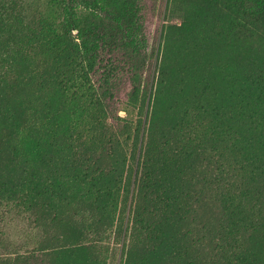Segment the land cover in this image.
I'll list each match as a JSON object with an SVG mask.
<instances>
[{
	"label": "rangeland",
	"instance_id": "obj_1",
	"mask_svg": "<svg viewBox=\"0 0 264 264\" xmlns=\"http://www.w3.org/2000/svg\"><path fill=\"white\" fill-rule=\"evenodd\" d=\"M22 3L60 16L57 0ZM119 4L141 38L81 7L87 60L34 41L0 81V264H264V0ZM250 13L253 32L233 28ZM161 25L176 28L159 42L168 82L152 74L142 99ZM184 123L202 129L183 136Z\"/></svg>",
	"mask_w": 264,
	"mask_h": 264
},
{
	"label": "trees",
	"instance_id": "obj_2",
	"mask_svg": "<svg viewBox=\"0 0 264 264\" xmlns=\"http://www.w3.org/2000/svg\"><path fill=\"white\" fill-rule=\"evenodd\" d=\"M120 1L121 0H57V4L59 5L60 16L56 22L52 20H48L45 17L38 19V17L29 18L26 15V9L22 0H0V46L3 47L2 53L0 54V68H4L5 64L9 65L10 63L14 64L13 69H9L6 71H0V81L4 80V78L11 72L17 69L18 66L22 64H29L28 57L30 56L29 50H31L32 42L36 41L35 44H39V42H43L44 40L49 41L50 47L53 50L57 51V56L61 57V59H70L71 61L77 58V52L79 53V47L84 48V55L86 53L89 54L88 46L91 41V38L96 36L94 33V28L90 26L89 22H86L82 19L81 12L78 9L83 7L85 9H98V11L102 13H93L87 12L92 18H96L97 15L100 17H106L112 19L117 25L114 27V31L117 36L122 37L125 40L132 41L136 38H141L138 33L134 31L131 23L126 21L124 17L126 16L123 12H120ZM258 1V0H256ZM249 8V7H246ZM242 9V8H241ZM80 13V14H79ZM79 14V15H78ZM95 14V15H94ZM246 13L243 14L241 11L238 14V18H245ZM253 15L251 13L246 17V19L235 20L233 24V28L240 29V27H249L250 31L253 32V28L258 24V21H253L251 19ZM41 17V16H39ZM99 17V18H100ZM237 18V19H238ZM160 30L157 31L156 46H154V50H152L150 63V74L146 76L147 81H145L144 86L145 89L140 94V97H150L152 99L153 88L156 86V89L160 91V89H164L166 83L168 82V65L171 59V55L168 53V44L167 47L163 50V56L161 55V46L159 42H161V38L163 33H166V39H168L173 30H175V26H160ZM185 29V28H184ZM180 28L179 35H183L185 30ZM74 30H78L76 37L73 38L72 34ZM138 32V31H137ZM75 39L79 42L77 43ZM181 40V39H179ZM138 42V41H137ZM142 43L145 41L141 40L137 43L139 48H142ZM82 45V46H81ZM160 50V53H159ZM4 54V55H2ZM89 55L86 56L87 60ZM154 63V65H153ZM6 65V66H7ZM183 71H186V68H181ZM154 69V70H153ZM153 74V79H155V85L153 87V82L151 83V75ZM157 74V76H156ZM159 74V75H158ZM153 81V80H152ZM85 82V81H83ZM157 82V84H156ZM151 83V84H150ZM84 84V83H83ZM179 85V83H178ZM186 87H191V82L183 84ZM256 82L246 80L244 85L240 86V90H247L249 87H254ZM153 87V88H152ZM255 88V87H254ZM205 90H210V88H204ZM140 88L136 90L138 93ZM150 99V100H151ZM147 102V101H146ZM141 104L142 107L145 105ZM151 105V104H150ZM245 107H249V103L246 104ZM207 107L204 105L198 108L197 117L205 113ZM258 119V118H257ZM143 122V121H142ZM134 123V122H133ZM184 123L178 130L187 131L181 133V135L185 136L186 134L193 135L194 132H198L202 129L201 125H197L195 127H191L190 124ZM190 126V127H189ZM140 127V126H139ZM138 127V128H139ZM137 128V129H138ZM142 129V127H140ZM177 133V132H176ZM143 142V141H141ZM142 144V143H141ZM148 145V144H147ZM150 145V144H149ZM140 155L142 154V147L139 148ZM187 155L183 152L181 157H186ZM187 158V157H186ZM140 161V160H139ZM138 161V162H139ZM180 161V158L175 160V162ZM140 165V163H139ZM146 167V166H144ZM138 176V175H137ZM148 175L141 177L140 185L143 181L146 183H153L152 179L148 177ZM61 174L59 169H54L53 171L48 172L47 179L48 181L54 182L60 180ZM147 184V185H148ZM125 232V231H124Z\"/></svg>",
	"mask_w": 264,
	"mask_h": 264
}]
</instances>
